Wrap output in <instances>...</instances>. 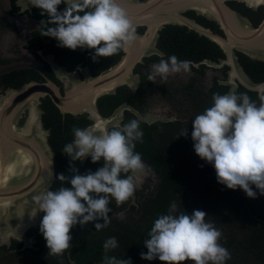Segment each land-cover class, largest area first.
Returning a JSON list of instances; mask_svg holds the SVG:
<instances>
[{"label": "flooded vegetation", "instance_id": "flooded-vegetation-1", "mask_svg": "<svg viewBox=\"0 0 264 264\" xmlns=\"http://www.w3.org/2000/svg\"><path fill=\"white\" fill-rule=\"evenodd\" d=\"M244 4L254 9L251 12L253 19L243 14L257 26L264 18L257 12L260 6ZM66 6L62 3L58 10ZM41 11L32 6L30 0H0V105L8 92L23 90L29 84L53 82L65 94L69 86L68 77L84 80L86 75L98 76L117 63L125 53L121 49L120 57L114 62H109V59L115 55L100 57L98 62H93L91 55L94 49L58 47L56 39L40 35V22L47 19L41 15ZM184 14L225 36L216 21V25L212 22L214 20L207 17V20L200 21L198 16L201 14L194 10ZM136 29L145 32L146 27L137 26ZM171 29L179 30L178 34L169 35ZM193 31L198 32L187 25H165L160 30L157 43L161 53L146 55L135 65L131 85L121 84L114 93L105 94L98 100L99 111L105 117L124 106L121 118L117 116L115 124L107 131L119 128L131 119H139L144 133V142H137L135 151L142 154L145 168L134 174L129 173L135 181L132 197L119 206L114 199L111 200L110 224L100 231L91 222L84 227L79 224L73 226L69 233L73 237L71 246L62 256L49 255L46 241L39 230L40 224L28 228L23 237L0 234V264H101L103 242L113 236L117 238L119 247L110 255L131 258L133 264H155L154 261L140 258L141 252H147L143 241L154 220L160 214L167 213L173 201L178 205L179 212L191 214L194 209H200L208 214L206 221L222 231L220 243L231 253L227 264H264V196L259 195L254 186L258 195L256 199L247 197L242 189L231 190L219 184L214 167L195 153L191 139L192 120L212 106L214 93L247 92L252 100L258 101L264 91L252 89L246 84L244 75L229 62L227 53L215 41L217 46L208 43L199 48ZM162 38L167 46L160 45ZM187 42L192 43V51L179 52L178 44ZM236 53L249 77L254 82L264 81V78L247 70L241 59V51ZM171 55L190 61L191 71L172 74L167 80L157 77L155 82L149 81L147 77L151 66ZM103 60L109 64L106 65ZM58 71L62 78L67 76L66 81L60 78ZM40 101L43 124L50 132L51 127L46 125L45 120L46 117L49 119V108H45L48 102L58 108L64 125L89 128L96 135L105 132L95 126L96 122L88 111L62 112L50 94L41 96ZM134 113H139V116ZM26 115L27 112H23L21 122ZM187 129L188 136H180ZM54 152L55 178L46 191H55L61 186L71 187L56 178L60 173L70 175V158L61 152L60 161L58 153ZM103 163V160L92 163L91 157H87L82 162L75 161L74 165L84 174L89 169L95 171L102 167ZM180 192L185 197L183 203L178 201L182 197ZM98 222L103 223V220ZM182 264L194 262L189 260Z\"/></svg>", "mask_w": 264, "mask_h": 264}, {"label": "clouds", "instance_id": "clouds-1", "mask_svg": "<svg viewBox=\"0 0 264 264\" xmlns=\"http://www.w3.org/2000/svg\"><path fill=\"white\" fill-rule=\"evenodd\" d=\"M62 3L67 6L58 10ZM30 4L47 17L40 22V35L56 39L58 47L94 49L93 62L117 54L136 39V29L118 0H30ZM190 71V61L171 55L153 64L147 79L167 80L172 74ZM212 101L211 107L192 120L195 153L214 167L219 184L242 189L252 199L258 198L256 190L264 196V95L254 101L247 92L214 93ZM140 125L139 119H131L100 135L89 128H72L73 140L62 148L70 158V175L56 177L71 187L61 186L32 197L39 212L45 213L39 230L49 255H63L73 239L70 230L77 224L94 223L97 231L106 228L111 222V200L119 206L133 196L135 181L129 173L145 168L142 154L135 151L137 142H144ZM180 136L187 137L188 129ZM87 157L92 163L103 160V166L81 174L74 162ZM207 216L200 209L191 214L179 212L173 201L167 213L154 220L143 241L147 252H141L140 258L164 264L189 260L194 264H227L231 253L220 243L223 233L206 221ZM118 247L116 237L107 238L101 264H133L131 258L109 254Z\"/></svg>", "mask_w": 264, "mask_h": 264}, {"label": "water", "instance_id": "water-1", "mask_svg": "<svg viewBox=\"0 0 264 264\" xmlns=\"http://www.w3.org/2000/svg\"><path fill=\"white\" fill-rule=\"evenodd\" d=\"M229 0H118L127 11L135 29L145 26L136 39L122 49L117 63L98 76L86 75L84 80L68 77L66 93L53 82L29 84L20 91H10L0 105V231L5 235L24 236V232L40 224L42 212L33 202L34 195L43 194L54 180L55 152L49 142L50 131L43 124L41 96L50 94L62 112L88 111L95 126L105 132L123 115L124 106L110 116L99 111L101 96L114 93L117 86L131 84L133 68L146 55L161 53L157 47L160 30L167 24L187 25L218 43L227 53L229 62L245 77L252 89L264 91V81L254 82L238 61L237 51L252 59L264 60V18L255 26L250 18L228 4ZM250 7L263 5L264 0H235ZM71 2V0H69ZM216 21L225 36L205 27L184 12ZM61 79V72H57ZM69 75V74H68ZM23 112L26 118L21 122ZM94 129V128H93ZM102 130V132H104ZM102 134V133H101ZM9 236V235H7Z\"/></svg>", "mask_w": 264, "mask_h": 264}, {"label": "trees", "instance_id": "trees-1", "mask_svg": "<svg viewBox=\"0 0 264 264\" xmlns=\"http://www.w3.org/2000/svg\"><path fill=\"white\" fill-rule=\"evenodd\" d=\"M228 4H230L232 7L236 8L237 10H239L240 12L248 15L250 18L253 19V16L251 15V12L254 11V9H250L247 8L244 4V2H239V1H235V0H230L228 1ZM260 13V17L264 15V6L261 5L259 10L257 11ZM200 21L203 20H207L205 16L201 15L198 16ZM214 23V25H216L215 21H212ZM169 26H173V25H169ZM181 29V28H180ZM166 31H168V29H166ZM179 30H170L169 35H177ZM164 32V31H162ZM194 32V35L197 38V46L199 48L204 47L206 44L210 43V44H214L217 46V44L210 40L208 37H206L205 35H200L198 32ZM163 34V33H162ZM160 45L161 46H167L164 43L163 38L160 40ZM172 44H168V46H171ZM178 46L181 48H179V52H189V49L192 51V43H183V44H178ZM169 51V50H167ZM121 54V50L118 51L117 54H115L114 58L109 59V62H114L116 61ZM241 54V59L242 61L245 63V67L247 68L248 71L253 72L254 74L258 75V77L260 78H264V60H259L256 59L255 61L250 60L246 54L244 53H240ZM106 60H103V62ZM251 61V62H250ZM108 61H106V65L109 64ZM250 62V63H249ZM255 64H254V63ZM45 108H49V119L46 117V125L51 127V132L49 135V142L50 144L53 146V149L56 151V153H58L59 155V159L61 161V152H62V148L63 146L68 143L71 142L73 140V135H72V126L69 125H64L62 122V116L58 111V108L51 102H48L47 105L45 106ZM81 124V123H80ZM79 124V125H80ZM65 174V173H64Z\"/></svg>", "mask_w": 264, "mask_h": 264}, {"label": "rangeland", "instance_id": "rangeland-1", "mask_svg": "<svg viewBox=\"0 0 264 264\" xmlns=\"http://www.w3.org/2000/svg\"><path fill=\"white\" fill-rule=\"evenodd\" d=\"M129 85H131V84H129ZM118 116H119V114H118ZM115 123V122H114ZM180 194H181V196L182 197H179V199H178V201H182V203H183V200L185 199V197L183 196V194H182V192H180ZM188 210H190V208H188ZM179 211V210H178ZM244 230H246V229H244ZM247 231V230H246ZM3 232H6V231H0V234L2 235L3 234ZM8 232H10L11 233V230L10 231H8ZM248 232V231H247ZM10 233L9 234H7V235H10ZM8 237V236H7ZM154 262L153 263H155V264H159L161 261L160 260H153Z\"/></svg>", "mask_w": 264, "mask_h": 264}]
</instances>
